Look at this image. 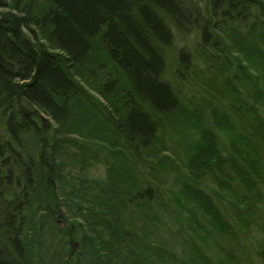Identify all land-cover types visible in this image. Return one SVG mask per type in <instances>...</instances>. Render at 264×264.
<instances>
[{
    "label": "trees",
    "instance_id": "16d2710c",
    "mask_svg": "<svg viewBox=\"0 0 264 264\" xmlns=\"http://www.w3.org/2000/svg\"><path fill=\"white\" fill-rule=\"evenodd\" d=\"M0 264H264V0H0Z\"/></svg>",
    "mask_w": 264,
    "mask_h": 264
},
{
    "label": "rangeland",
    "instance_id": "374dc122",
    "mask_svg": "<svg viewBox=\"0 0 264 264\" xmlns=\"http://www.w3.org/2000/svg\"><path fill=\"white\" fill-rule=\"evenodd\" d=\"M176 44L174 45L173 48L166 49V55L168 59V64H167V78L174 83H178L179 77L176 75V63L175 59L177 58L178 51L180 50V45L182 43L186 44L187 46H191L192 43H194V40H196V35L195 33H190L187 35H181L180 33H176ZM180 82V81H179ZM179 84V83H178ZM218 135V140L220 143L223 145H226V135L221 132H217ZM104 173V167L101 165H97L93 167L90 172L89 176L90 177H96V178H101ZM226 185H222L217 181H214L211 176H208L206 178L205 182L201 183L202 189H204L207 193L212 195L214 198V201H217L218 207H220L222 213L226 217V220H228L230 223H234L233 218L231 216V211L235 214V211L233 210V207L235 204L234 202L235 198L239 201H241V196L242 190H241V185L239 184L238 180L236 178H232L230 182H225ZM200 187V188H201ZM239 191H236L234 196L231 193V190L233 188L238 189ZM244 189V188H243ZM174 190L177 191L176 194V199L177 200H183V199H188L190 202H197V196L190 191H186L183 186H178L176 185L174 187ZM246 191V189H244ZM243 202V201H242ZM194 205V204H193ZM195 206L198 207V204L195 203ZM199 208V207H198ZM189 209V208H187ZM192 213L186 214L187 216H190ZM233 214V215H234ZM199 224L201 226V229L203 230L204 234V242L207 244V248H210V251H219L220 250V244H223L224 237L220 236L219 232L217 231V228L214 225V222L211 221L210 216L207 215L206 213H203L201 215V219L199 220ZM226 241V240H225ZM225 246L227 245L224 242ZM249 253H251L250 247H248Z\"/></svg>",
    "mask_w": 264,
    "mask_h": 264
}]
</instances>
